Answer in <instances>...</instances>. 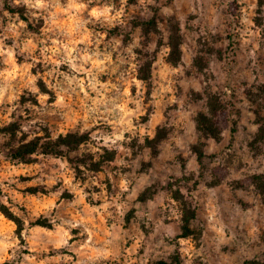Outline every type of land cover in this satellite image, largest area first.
Instances as JSON below:
<instances>
[{
	"label": "rangeland",
	"instance_id": "374dc122",
	"mask_svg": "<svg viewBox=\"0 0 264 264\" xmlns=\"http://www.w3.org/2000/svg\"><path fill=\"white\" fill-rule=\"evenodd\" d=\"M160 261L264 264V0H0V264Z\"/></svg>",
	"mask_w": 264,
	"mask_h": 264
},
{
	"label": "trees",
	"instance_id": "16d2710c",
	"mask_svg": "<svg viewBox=\"0 0 264 264\" xmlns=\"http://www.w3.org/2000/svg\"><path fill=\"white\" fill-rule=\"evenodd\" d=\"M153 22H155L153 20ZM180 39L176 35L171 38V60L175 64L180 61L181 50H180ZM151 67L152 63H149L144 71H140V79L147 82L151 79ZM208 110L209 113H199L196 122L197 129L205 138L211 137L215 140L221 139V132L218 126L217 117L222 113L223 106L212 94L208 95ZM9 127H14L9 126ZM11 134L16 135V129L12 128ZM86 135L80 133H69L65 136L61 135L57 139H52L51 136L36 137L31 140L21 139L19 145L13 149L12 157L18 160H29L33 155H53L63 156V149L67 148L70 151H74L80 148V146L87 140ZM201 154V153H200ZM195 218V213H191L189 216L184 218V227L189 228L191 220ZM157 264H169L165 261H160Z\"/></svg>",
	"mask_w": 264,
	"mask_h": 264
}]
</instances>
